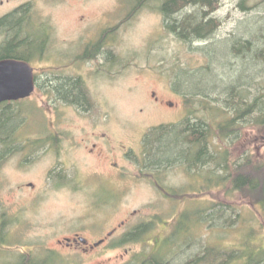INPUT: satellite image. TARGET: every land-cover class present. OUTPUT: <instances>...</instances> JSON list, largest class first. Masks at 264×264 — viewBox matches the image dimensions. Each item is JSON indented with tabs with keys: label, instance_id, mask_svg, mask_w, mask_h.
<instances>
[{
	"label": "rangeland",
	"instance_id": "374dc122",
	"mask_svg": "<svg viewBox=\"0 0 264 264\" xmlns=\"http://www.w3.org/2000/svg\"><path fill=\"white\" fill-rule=\"evenodd\" d=\"M211 4L204 8L207 20L216 21L210 38L185 41L167 29L157 1L136 7L130 0H0V20L25 7L20 40L37 30L36 37L49 35L48 51L31 60L37 90L0 108V122L4 114L11 117L9 131L0 133V264H36L44 248L45 264H148L152 237L168 236L173 217L186 207L180 221L186 230L176 240L189 241L171 247L159 240L161 264H252L264 257V207L253 204L248 192L232 191L231 181H202L222 176V170L206 166L192 177L183 163L144 168L143 147L153 128L178 124L189 111L213 126L221 121L224 115L212 108L225 107V96L217 89L204 91L214 79L221 83L225 73L235 72L239 90L247 89L251 101L264 97V61L253 54L244 64L241 51H234L247 41L254 53L264 47V0ZM200 8L189 5L173 18ZM104 24L110 47L85 60L90 37ZM6 41L0 34V43ZM183 70L202 75L191 78L192 84H178L176 73ZM66 77L81 80L84 106L63 100L61 90L46 81ZM256 118L241 123L232 143L224 144L214 131L209 139L212 149L230 145L232 162L249 159L248 169L240 171L264 162V124L256 125ZM95 134L112 140L105 158L98 157L99 147L89 154L98 143ZM28 137L43 144L30 149L36 139ZM52 137L57 145H51ZM154 175L164 187L190 196L168 200L155 188ZM58 176H65L61 184ZM123 221L128 223L120 230ZM112 231L95 251L67 247L65 241L80 234L91 245ZM129 232L133 241H123ZM43 239L46 246L40 245Z\"/></svg>",
	"mask_w": 264,
	"mask_h": 264
},
{
	"label": "trees",
	"instance_id": "16d2710c",
	"mask_svg": "<svg viewBox=\"0 0 264 264\" xmlns=\"http://www.w3.org/2000/svg\"><path fill=\"white\" fill-rule=\"evenodd\" d=\"M130 1L136 7L140 5L146 6L148 3L157 1L158 10L165 17L167 29L176 33L178 37L185 41L208 39L216 27V21L213 19L207 20L208 14L204 11V8L212 7L211 3L215 2V0ZM189 5L201 6V8L196 14H187L177 19L173 18V16L180 15L181 12L183 13L184 9ZM21 11L12 13L0 20V28L5 26L8 30L7 41L0 45V60H28L30 56V52L27 53L21 50L22 45L25 44V41H22L23 39H19L22 22L21 16L23 15ZM252 45L253 42L247 41L246 43L240 44L242 49L236 45L234 46L236 54L241 51V55L243 56L241 60L244 64L247 63L250 57L252 58L253 54L258 59L261 58L264 61V47L256 49L254 53ZM183 71L182 73L184 74L181 76H178L176 73L175 81L178 84H192L191 78L202 75L201 72L192 74L193 72ZM229 71L231 72V70ZM224 75V82L219 83L217 81L218 79H214L215 83H212L204 90L210 91L217 89L222 91V96H225V107L212 108V110L224 115L221 121L213 126V123L195 116L192 111H189L188 116L178 124L161 125L153 128L147 135L144 143V168L153 170L163 165L183 163L193 177L197 173L204 172L206 166L214 167L211 172L222 170L224 174L222 176H216V178H213L211 174L206 176L205 179H202V181L208 180L209 183L220 182V185L221 183L226 184V182L231 181L232 191L248 192L253 204L264 207V162L261 164L252 163V170L250 172L240 171L242 168L248 169L249 159L246 161L244 159L237 163L234 160L232 162V153L228 148L230 145L226 148L221 147L220 149L211 148L209 139L213 133L212 131L219 132L223 143L228 144L234 142L235 138L238 137L241 123L247 122L248 118L254 114L257 115L255 124H264V97L256 96L251 101L247 89H243L244 91L239 90L238 83L236 84L237 79L235 80V72L233 74L227 72ZM200 85L199 87L203 88V83H200ZM61 93L70 100L77 101L83 98L80 86L76 83L64 84L61 86ZM3 116L5 119H2L4 122H0V133H6L10 128L8 126L11 120L10 114H7V116L4 114ZM234 171L237 172L235 175L233 174ZM203 183L200 192H203L206 186ZM195 192L198 193V191ZM172 200L175 199L172 198ZM238 256H240V253ZM158 259L160 260L161 257L157 258V264L160 263ZM252 264H264V257L252 261Z\"/></svg>",
	"mask_w": 264,
	"mask_h": 264
},
{
	"label": "flooded vegetation",
	"instance_id": "af4514ba",
	"mask_svg": "<svg viewBox=\"0 0 264 264\" xmlns=\"http://www.w3.org/2000/svg\"><path fill=\"white\" fill-rule=\"evenodd\" d=\"M23 8H25V7L23 6L20 9L15 10L13 13H15L17 11H20ZM9 15H7V16H9ZM40 29H41V27H40ZM90 29H92V28H90ZM41 31L43 33L42 29H41ZM26 33L28 35L25 34V37L22 38L23 40L21 39L22 41H25V44H23L24 46L22 45L21 50L25 51L27 53L30 52V56H29L28 60H22V61H25V62L29 63L31 65V67L34 69L35 85H36V90H37L38 79H37V76H36L35 68L33 67V64L31 62V60L33 58L36 59V58L41 57L43 55V53L45 54L46 50L48 51L49 40H48L47 37H49V35L42 34V37H36V35L39 33V30H37L36 32H26ZM0 34L1 35H3V34L5 35V41H6V39L8 37V35H7L8 34V30H7V28L5 26L0 28ZM20 35H22V33H20ZM4 43L5 42L0 43V45L4 44ZM89 44H90V46H88L85 49V51L83 52V54H82V56H83V58H85V60L95 59L97 56L101 55L100 52L102 53V51L104 49H106V47H110V45H111L110 28L107 25L104 24V26L101 29V31H99L98 33L94 34L93 37H90L89 42L87 43V45H89ZM19 46H21V45H19ZM108 54H109V52H108ZM108 54H107V57L105 58L106 61L107 60L110 61V56ZM17 60H21V59H17ZM46 81H47V83H49V85L56 86V92L58 91V89L61 90V86H63L64 84H74V83H76V84H78L80 86V88L82 86L81 80L79 78L78 79H73V78L66 77L65 79L64 78L50 79V80H46ZM57 87H59V88H57ZM62 98H63V100H65V101H67L69 103L80 105V106H84V104H82L81 100H85L86 99L84 93H83V98L78 99L77 101L70 100V99L66 98L65 96H63V94H62ZM1 106H4V104L0 105V108H1ZM46 134H48V133L41 134V136H44ZM46 136H48V135H46ZM28 138H35V137H28ZM35 139H36L35 140V144L32 147H30V149L33 148L34 146L36 147L37 145L43 144V143H40L39 139H37V138H35ZM95 139L98 141V143L92 144V148H90L89 154L91 155L95 151V149H97V147H99L98 148V157L101 158V159L105 158V154H109L113 150L111 148L112 140L109 138V136L107 134H104L102 136L99 135V134H95ZM27 140H29V139H27ZM49 140H52L51 145H54V144L57 145V143H55L56 140L53 137L51 139H49ZM78 145L81 146L82 143H79ZM98 145H100V146H98ZM127 153H128L127 151L123 153L124 157H126ZM113 166H118V165L114 164ZM119 176L121 177V173L119 174ZM154 177L157 179V180H154L155 188L161 194H163L164 197L167 198L168 200L169 199L172 200V198H174V199L175 198L176 199H186V198H188L190 196V195H187V193H185V192H182V191L180 192V190H174V189H170V188L164 187L158 180L160 178L157 175L156 176L154 175ZM64 178H65V176H63V178H61V176H58L57 181H61L60 182V184H61L64 181ZM100 178L103 179L102 177H100ZM57 184H59V183H57ZM60 184H59V186H61ZM31 186L33 187V185H31ZM101 186H103V185H101ZM33 194H37L38 195V192H33ZM191 194H193V193H191ZM194 194H197V193H194ZM35 197L37 199L38 198H43V197H40V196L39 197L35 196ZM184 202H185V200L179 201V203H181V204H183ZM186 209H187V207L185 209L181 210L180 212H178L177 216H174L175 218L173 217V219L175 220V223H174L173 227H171L172 230L170 231L168 236L159 237V236H156V234H155L152 237L151 242L153 243L154 250H153L151 256H148L146 258V261H144V263L157 264V261H156L155 258L156 257L158 258L159 256H156V253L159 254V252L161 251V250L158 251V248H157L159 240L161 242L164 241V245L163 246H165L167 244H170L171 247H173L174 242H176V243H178V242L185 243L187 241V240L186 241H177L176 240L177 235L179 234V232H181L180 230H186L185 227L184 228L180 227L181 226L180 225V221L182 219H186ZM15 220H18L19 225H21V226L24 224V220H23L21 214L15 215ZM127 223H128L127 221H123L122 223L119 224V228L118 229L121 230L123 228V226L126 225ZM167 225H169L168 222H167L166 226ZM135 231H137V230H135ZM114 234H115V231L109 232L107 238L101 239L99 242L91 244V245L89 244V241L86 238H84L83 236H81L80 234H75V236L73 238H68L65 241H66L67 247H74V246L78 245V246L82 247L84 251H91V250L95 251L97 248H99L100 246L104 245L105 242L109 238L113 237ZM131 234H130V232L124 234V238L123 239H126L127 236L128 237H127L126 240H123V241H127V242L133 241V240L130 239V235ZM4 240H5V238H4ZM67 240H70V242H68ZM46 243H47V240H45V239L40 241V245H45L46 246ZM61 243H63V242H61ZM42 251H44L45 253L47 252L45 248L40 250L39 256H38L40 258V261L36 260V264H45V261H47L46 260L47 258L44 259L43 256L40 255V253ZM44 257H46V256H44Z\"/></svg>",
	"mask_w": 264,
	"mask_h": 264
},
{
	"label": "water",
	"instance_id": "95a60500",
	"mask_svg": "<svg viewBox=\"0 0 264 264\" xmlns=\"http://www.w3.org/2000/svg\"><path fill=\"white\" fill-rule=\"evenodd\" d=\"M35 90L34 69L29 63L17 59L0 61V105L28 99Z\"/></svg>",
	"mask_w": 264,
	"mask_h": 264
}]
</instances>
